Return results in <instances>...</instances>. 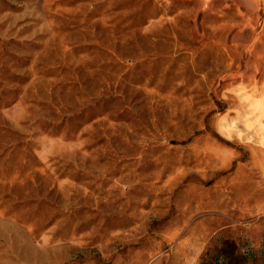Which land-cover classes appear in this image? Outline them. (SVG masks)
I'll return each instance as SVG.
<instances>
[{
	"label": "rangeland",
	"instance_id": "obj_1",
	"mask_svg": "<svg viewBox=\"0 0 264 264\" xmlns=\"http://www.w3.org/2000/svg\"><path fill=\"white\" fill-rule=\"evenodd\" d=\"M0 264H264V0H0Z\"/></svg>",
	"mask_w": 264,
	"mask_h": 264
}]
</instances>
